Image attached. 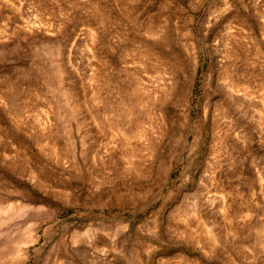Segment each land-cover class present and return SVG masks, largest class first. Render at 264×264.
<instances>
[{
	"label": "rangeland",
	"instance_id": "rangeland-1",
	"mask_svg": "<svg viewBox=\"0 0 264 264\" xmlns=\"http://www.w3.org/2000/svg\"><path fill=\"white\" fill-rule=\"evenodd\" d=\"M0 264H264V0H0Z\"/></svg>",
	"mask_w": 264,
	"mask_h": 264
}]
</instances>
